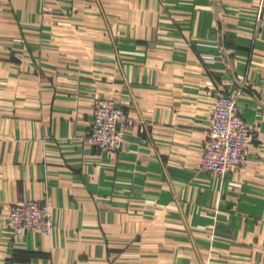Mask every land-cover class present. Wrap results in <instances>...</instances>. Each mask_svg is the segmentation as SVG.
<instances>
[{"label":"crops","instance_id":"obj_1","mask_svg":"<svg viewBox=\"0 0 264 264\" xmlns=\"http://www.w3.org/2000/svg\"><path fill=\"white\" fill-rule=\"evenodd\" d=\"M220 93L255 138L216 175ZM98 97L132 118L118 152L87 140ZM24 198L51 234L15 236ZM0 264H264V0H0Z\"/></svg>","mask_w":264,"mask_h":264},{"label":"built area","instance_id":"obj_2","mask_svg":"<svg viewBox=\"0 0 264 264\" xmlns=\"http://www.w3.org/2000/svg\"><path fill=\"white\" fill-rule=\"evenodd\" d=\"M92 114L88 142L109 153L123 149L132 119L127 110L112 99L98 97L93 101ZM204 134V149L199 164L202 169L222 175L245 167L255 130L241 116L232 93L216 96L207 115ZM7 221L15 228L17 237L27 231L49 235L56 227L55 213L50 204L27 198L11 204Z\"/></svg>","mask_w":264,"mask_h":264}]
</instances>
